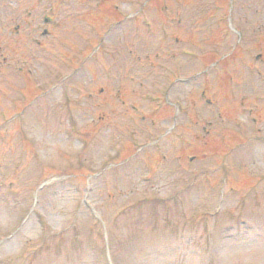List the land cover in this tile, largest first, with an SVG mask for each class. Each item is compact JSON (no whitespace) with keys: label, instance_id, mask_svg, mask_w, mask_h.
<instances>
[{"label":"rangeland","instance_id":"obj_1","mask_svg":"<svg viewBox=\"0 0 264 264\" xmlns=\"http://www.w3.org/2000/svg\"><path fill=\"white\" fill-rule=\"evenodd\" d=\"M0 264H264V0H0Z\"/></svg>","mask_w":264,"mask_h":264},{"label":"flooded vegetation","instance_id":"obj_2","mask_svg":"<svg viewBox=\"0 0 264 264\" xmlns=\"http://www.w3.org/2000/svg\"><path fill=\"white\" fill-rule=\"evenodd\" d=\"M47 9L48 8L45 5L42 6V10L43 11H46ZM26 11H28V9H26ZM42 20H43V23L45 25H48V24H50V22H51L52 19L48 15H46L45 13H43ZM19 29H20V27L18 25L16 27V30L19 31ZM42 32H43V35H47L48 34V29L45 27V28H43Z\"/></svg>","mask_w":264,"mask_h":264}]
</instances>
